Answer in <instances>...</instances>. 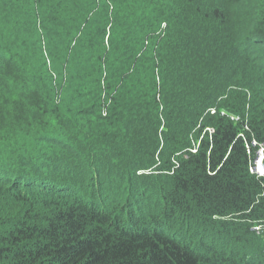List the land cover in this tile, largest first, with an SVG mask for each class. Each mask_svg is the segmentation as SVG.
Masks as SVG:
<instances>
[{
	"label": "trees",
	"instance_id": "16d2710c",
	"mask_svg": "<svg viewBox=\"0 0 264 264\" xmlns=\"http://www.w3.org/2000/svg\"><path fill=\"white\" fill-rule=\"evenodd\" d=\"M261 142L264 0H0V264H264Z\"/></svg>",
	"mask_w": 264,
	"mask_h": 264
},
{
	"label": "built area",
	"instance_id": "2783aa9c",
	"mask_svg": "<svg viewBox=\"0 0 264 264\" xmlns=\"http://www.w3.org/2000/svg\"><path fill=\"white\" fill-rule=\"evenodd\" d=\"M231 118L237 117L231 116ZM258 168H260V170H258ZM248 170L249 173L256 174L257 176L264 175V142L259 143L257 149L254 151V157L249 162ZM254 229L259 232L261 230V226H255Z\"/></svg>",
	"mask_w": 264,
	"mask_h": 264
},
{
	"label": "rangeland",
	"instance_id": "374dc122",
	"mask_svg": "<svg viewBox=\"0 0 264 264\" xmlns=\"http://www.w3.org/2000/svg\"><path fill=\"white\" fill-rule=\"evenodd\" d=\"M220 111L225 112L224 109H220ZM247 147H248V151L250 152L251 150H250V148H249L248 145H247ZM257 153H258V150H257ZM183 222H184V224H186V225L193 224V222H192L190 219H184ZM225 249H226L227 251L229 250V251L236 252L237 249H238V247H237V244L234 243L233 241L231 242L230 239H225ZM250 251H251V250H250L249 248H246V250H245V252L243 253V255L246 256L247 253H249Z\"/></svg>",
	"mask_w": 264,
	"mask_h": 264
},
{
	"label": "bare ground",
	"instance_id": "6f19581e",
	"mask_svg": "<svg viewBox=\"0 0 264 264\" xmlns=\"http://www.w3.org/2000/svg\"><path fill=\"white\" fill-rule=\"evenodd\" d=\"M258 170H260V168H258Z\"/></svg>",
	"mask_w": 264,
	"mask_h": 264
}]
</instances>
